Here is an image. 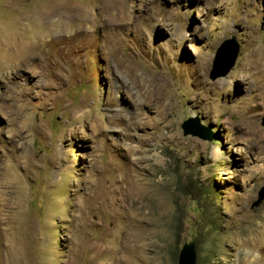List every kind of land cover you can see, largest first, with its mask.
<instances>
[{"label":"rangeland","instance_id":"374dc122","mask_svg":"<svg viewBox=\"0 0 264 264\" xmlns=\"http://www.w3.org/2000/svg\"><path fill=\"white\" fill-rule=\"evenodd\" d=\"M14 19L0 264H114L99 252L116 244L127 264H177L190 242L196 264H264V0H0V29Z\"/></svg>","mask_w":264,"mask_h":264},{"label":"water","instance_id":"95a60500","mask_svg":"<svg viewBox=\"0 0 264 264\" xmlns=\"http://www.w3.org/2000/svg\"><path fill=\"white\" fill-rule=\"evenodd\" d=\"M239 54V44L234 37L224 40L217 48L214 57V73L212 79L225 76L235 65ZM222 67L220 73L216 72L217 67ZM198 121L189 119L182 125L183 134L198 137L205 141H211V137L202 132V128L198 126ZM195 125V128H192ZM264 199V190L260 193L258 200L253 204L257 207ZM177 264H196V251L194 243H185L180 249Z\"/></svg>","mask_w":264,"mask_h":264},{"label":"bare ground","instance_id":"6f19581e","mask_svg":"<svg viewBox=\"0 0 264 264\" xmlns=\"http://www.w3.org/2000/svg\"><path fill=\"white\" fill-rule=\"evenodd\" d=\"M98 1H100V0H98ZM114 3H115V1L116 0H112ZM117 3V2H116ZM157 20H153L151 23H152V27L153 26H156V24H157V22H156ZM18 20L17 19H14V20H12L11 21V26H10V28L9 29H0V44H3L2 42H4L5 43V47L7 48V49H9L10 51L12 50H15V48L17 47V45L16 44H14V43H12L11 41H10V39H9V37H8V35H7V32L9 31V30H12V31H14V29H16V25L18 24ZM166 29V31H168V32H170L171 33V29L170 28H165ZM21 33V32H20ZM175 40L177 41V42H179V39H176L175 38V35H170V37L166 40L169 44L171 43L172 44V42L174 41L175 42ZM23 45H25V44H23ZM41 50V49H40ZM40 52V51H39ZM248 55V54H247ZM245 57V56H244ZM250 57V56H249ZM240 69V68H239ZM249 71V70H248ZM241 73H244V72H241ZM239 77V76H238ZM242 78H244V76L242 75ZM241 79V78H240ZM221 81V80H220ZM240 81V80H239ZM243 81V79H241V82ZM245 83V82H244ZM203 84V83H202ZM240 84V83H239ZM200 85V84H199ZM198 85V86H199ZM204 85H205V83H204ZM216 86H217V84H215ZM208 86H210L211 87V85L209 84ZM202 87V86H201ZM214 87V86H213ZM200 89V88H199ZM219 89V88H218ZM249 127H252V125L253 124H247ZM117 234V233H116ZM115 234V235H116ZM116 240H118V238H119V236L118 235H116ZM136 248H137V246H135ZM119 248V246H118V244H116V245H114V246H112L111 247V249H109V251H108V253H106V251L105 250H103L102 252H99V253H101V255H99L98 253V255L99 256H102L103 254H107L108 255V258L109 259H114V264H127L129 261H132L133 260V258H134V255H135V251H134V248L133 247H130V248H128L127 250H126V254H125V258H127V259H123V257H121L120 256V250L118 249ZM96 249V247L95 246H93L92 245V248H91V254H93V256H94V253L97 251V249ZM96 253H95V255H97ZM91 258H93V257H91ZM94 260H95V257L93 258ZM106 260V259H105Z\"/></svg>","mask_w":264,"mask_h":264}]
</instances>
